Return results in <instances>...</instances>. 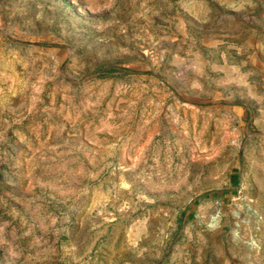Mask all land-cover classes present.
I'll use <instances>...</instances> for the list:
<instances>
[{"label":"rangeland","instance_id":"374dc122","mask_svg":"<svg viewBox=\"0 0 264 264\" xmlns=\"http://www.w3.org/2000/svg\"><path fill=\"white\" fill-rule=\"evenodd\" d=\"M0 264H264V0H0Z\"/></svg>","mask_w":264,"mask_h":264}]
</instances>
